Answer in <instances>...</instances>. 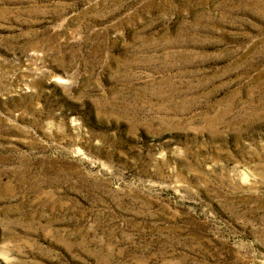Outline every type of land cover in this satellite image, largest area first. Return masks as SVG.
Listing matches in <instances>:
<instances>
[{
  "label": "rangeland",
  "instance_id": "obj_1",
  "mask_svg": "<svg viewBox=\"0 0 264 264\" xmlns=\"http://www.w3.org/2000/svg\"><path fill=\"white\" fill-rule=\"evenodd\" d=\"M0 264H264V0H0Z\"/></svg>",
  "mask_w": 264,
  "mask_h": 264
}]
</instances>
